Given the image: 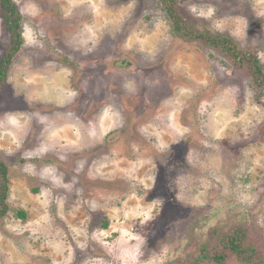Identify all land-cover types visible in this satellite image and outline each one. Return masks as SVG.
Listing matches in <instances>:
<instances>
[{
    "label": "rangeland",
    "instance_id": "374dc122",
    "mask_svg": "<svg viewBox=\"0 0 264 264\" xmlns=\"http://www.w3.org/2000/svg\"><path fill=\"white\" fill-rule=\"evenodd\" d=\"M12 2L23 45L0 86V264H181L237 227L264 259L253 80L173 37L158 0ZM176 3L264 70V0ZM10 44L0 18V59Z\"/></svg>",
    "mask_w": 264,
    "mask_h": 264
},
{
    "label": "trees",
    "instance_id": "16d2710c",
    "mask_svg": "<svg viewBox=\"0 0 264 264\" xmlns=\"http://www.w3.org/2000/svg\"><path fill=\"white\" fill-rule=\"evenodd\" d=\"M161 11L164 12L169 22L170 33L181 42L193 43L205 46L217 51L228 59L234 69L243 72L253 81L256 98L264 97V70L256 56V49L242 50L230 37L220 34L201 32L192 24H188L178 7L176 0H158ZM0 18L5 31L11 39V44L0 59V86L7 78V71L12 58L20 51L23 45L22 17L12 0H0ZM8 166L0 160V218L8 213L6 203L8 195ZM20 218L25 214L18 212ZM106 226V224H104ZM181 264H264V259L257 250L247 242L246 230L237 227L229 234H223L220 239L210 240L198 247V252L190 261Z\"/></svg>",
    "mask_w": 264,
    "mask_h": 264
}]
</instances>
